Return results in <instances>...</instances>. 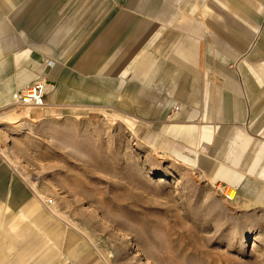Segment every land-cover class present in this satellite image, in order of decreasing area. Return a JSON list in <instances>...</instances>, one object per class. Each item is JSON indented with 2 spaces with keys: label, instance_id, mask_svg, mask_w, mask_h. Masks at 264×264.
<instances>
[{
  "label": "rangeland",
  "instance_id": "374dc122",
  "mask_svg": "<svg viewBox=\"0 0 264 264\" xmlns=\"http://www.w3.org/2000/svg\"><path fill=\"white\" fill-rule=\"evenodd\" d=\"M112 1L126 9L128 0ZM135 1L104 48L86 57L87 71L74 63L57 101L46 87L41 107L12 98L0 109V172L11 181L8 194L0 189V264H264V207L157 146L155 125L170 120L140 113L132 98L161 56L153 43L170 32L180 36L172 54L200 70V96L204 79L213 81L214 100L225 81L217 50L240 67L250 42L264 45L248 23L260 17L264 25V0H200V8L196 0L191 9L180 8L183 0ZM102 20L92 25L100 34L112 22ZM189 35L199 49L212 47L205 64L198 51H179ZM120 61L128 79L121 90L106 82ZM185 75L182 66L173 84Z\"/></svg>",
  "mask_w": 264,
  "mask_h": 264
},
{
  "label": "crops",
  "instance_id": "0c3cea01",
  "mask_svg": "<svg viewBox=\"0 0 264 264\" xmlns=\"http://www.w3.org/2000/svg\"><path fill=\"white\" fill-rule=\"evenodd\" d=\"M135 3L128 0L126 9L133 8ZM200 4L198 0L199 8ZM197 5L196 0H183L179 6L191 9ZM126 9L120 10L112 0H0V109L11 104L14 91L38 79L47 81V90L52 100L57 101L66 86L63 79L73 71L74 63L80 71H87L91 61L85 60L86 57L104 48L115 24L129 19ZM101 19L99 25L112 20L105 34L99 33L100 27L92 28L93 23ZM248 23L254 27L253 39L261 35L264 41L262 19L258 17L254 23L251 17ZM239 33L244 38L245 31ZM179 38L177 33L169 32L153 43L152 48L161 56L143 84L136 87L132 98L138 103L140 113L162 114L170 120L155 125L160 129L156 131V136L160 137L157 146L165 145L199 166L215 182L236 188L245 201L264 207V45L257 41L248 44V48L252 47L239 55L245 56L240 60L242 70L239 66L228 67L232 62L228 58L236 55H223L222 49L217 50L219 72L225 81H221L213 100V81L204 79V94L200 96V70L184 57L172 54ZM182 43L185 48L179 51L183 55L188 48L199 52L198 63L205 64L206 52L212 53L210 46L199 49L198 39L190 35L184 36ZM136 47L137 43L127 57L132 56ZM171 54L170 61L166 60ZM78 56L81 60H76ZM63 61L64 66L58 72ZM123 64L120 74H110L106 80L119 90L128 83L127 68ZM182 66L186 75L182 84L176 86L173 83ZM54 72L61 82L58 88L50 79ZM171 86L175 89L170 92ZM89 87L93 91L91 96L100 99L97 93L102 94L101 90ZM175 106L179 108L175 110ZM169 110L173 113L169 114ZM3 174L0 172V189L6 195L11 181Z\"/></svg>",
  "mask_w": 264,
  "mask_h": 264
},
{
  "label": "built area",
  "instance_id": "2783aa9c",
  "mask_svg": "<svg viewBox=\"0 0 264 264\" xmlns=\"http://www.w3.org/2000/svg\"><path fill=\"white\" fill-rule=\"evenodd\" d=\"M46 94L45 82L38 81L17 90L13 98L21 105L39 107L45 105Z\"/></svg>",
  "mask_w": 264,
  "mask_h": 264
},
{
  "label": "bare ground",
  "instance_id": "6f19581e",
  "mask_svg": "<svg viewBox=\"0 0 264 264\" xmlns=\"http://www.w3.org/2000/svg\"><path fill=\"white\" fill-rule=\"evenodd\" d=\"M42 82H45V87H47V85H48L47 84V81L46 80H42ZM39 107H41V106H39ZM174 108H175V110H177L179 107L178 106H175ZM234 192H235L234 189H228L227 194L230 197V199H233L234 198Z\"/></svg>",
  "mask_w": 264,
  "mask_h": 264
}]
</instances>
